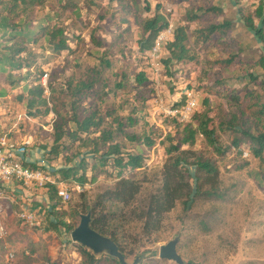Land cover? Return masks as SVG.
I'll return each mask as SVG.
<instances>
[{"label": "rangeland", "instance_id": "obj_1", "mask_svg": "<svg viewBox=\"0 0 264 264\" xmlns=\"http://www.w3.org/2000/svg\"><path fill=\"white\" fill-rule=\"evenodd\" d=\"M124 2L129 4L131 12L110 0H45L26 13L3 12L0 16V124L10 127L12 111L25 108V100L20 96L36 83L41 84L43 74L48 72L49 105L54 104L56 111L34 117V124L27 125L22 134H32L34 139L27 157L50 171L72 194L69 201L59 199L55 205L56 201L48 198V187L21 182L33 198L39 196V202L36 199L35 205L29 202L27 209L36 211L43 225L33 228L24 225L18 214L26 207L21 200L11 202L10 208L2 212L7 236L0 240V264L7 250H14L18 260L25 264L32 261L84 264L71 232L65 228L58 232L47 226L48 211L54 205L57 213L51 218L72 226L78 225L81 214L89 211L92 218L108 212L116 215L108 228L117 233L129 263L138 257L139 264H178L159 255L161 245L178 237L177 250L185 262L264 264V156L260 159L250 152L244 156L246 146L234 147L229 132L219 128L221 120L237 119L254 132L264 129V112L261 113L264 72L256 65L259 56L264 55V42L239 19L240 7L253 14L259 0ZM158 4L170 23L187 25L190 34L224 19L235 21L236 28L224 42L198 46V58L175 65L176 76H171L158 62L163 53L156 59V66L154 58L149 61L138 52L142 34L138 20L153 13ZM147 6L151 9L148 12ZM211 6L222 8V14L210 12L200 19L186 20L187 10ZM21 38L25 41L17 44ZM21 45L26 46V51L10 52L11 46ZM61 45L65 47L58 49ZM231 56L235 57L234 62L225 65L222 61ZM139 72L147 77L142 85L135 81ZM91 80L95 81L96 91L89 96L73 99L68 93L69 86ZM120 82L124 87H117ZM200 83L204 87H199ZM234 94L239 96V102ZM189 95L198 102L196 112L203 110L204 97H208L217 144L224 152H217L203 136H197L193 146L182 145L181 150H193L215 162L219 169V191L225 198L197 197L188 210L179 201L165 213L158 228L148 232L137 210L160 188L164 165L177 153L171 150L172 146L182 138L183 125L167 112L178 101L183 100L184 105ZM74 100L79 115L95 112L103 118V128L113 129L114 142L127 151L146 156L142 169L125 172L127 177H134L142 184L141 192L130 206L108 201L105 208L94 207L99 194L113 187L120 178L112 166L107 167L114 172L112 176L94 175L80 191L76 189L80 183L77 179L55 176L53 171L68 163L67 157L72 151H52L56 143L55 129L50 127V122L56 119L64 124L66 135L61 142L64 146L70 145L68 134L76 128L71 119ZM145 135L154 139L153 146L143 142ZM78 144L79 141L74 142V147ZM84 148L83 152L89 150L88 146ZM192 168L194 173L195 167ZM27 250L31 252L30 257L25 254ZM97 256L101 259L96 264H118L107 259L106 253Z\"/></svg>", "mask_w": 264, "mask_h": 264}, {"label": "trees", "instance_id": "obj_2", "mask_svg": "<svg viewBox=\"0 0 264 264\" xmlns=\"http://www.w3.org/2000/svg\"><path fill=\"white\" fill-rule=\"evenodd\" d=\"M110 1L117 2L119 5L127 9V11H132L129 4L124 2L125 0ZM44 2L45 0H0V16L3 12L16 14L18 11V13H26L28 10L35 8L36 5L44 4ZM160 5L161 4H158L154 8L153 13L138 20L139 26L142 30L141 38L138 40V52L149 61L152 58L153 48L159 34L166 31L170 25V21L165 12L161 10ZM146 10L147 12L150 11V6H147ZM210 12L220 15L222 14L223 9L218 8L217 6H211L208 8L200 7L198 10L189 9L186 12V20L194 21L204 17ZM239 19L259 38V40L264 42V0H259V5H257L253 14L247 13L245 7H240ZM235 28V21L224 19L223 21L210 23L207 26L193 30L190 34L187 25L175 26L172 24L171 36L161 44L159 54L161 56L163 53L164 57L159 58L158 62L161 64L162 68L165 67L167 74L176 76V70L174 69L175 65L196 60L198 58V46L202 48L218 42H224L226 41L225 38L228 33ZM23 41H25V39L21 38L17 44H21ZM64 47V45H61L58 49ZM9 50L10 52L14 50L15 54H20L23 51H26V46L21 45L18 48H13L11 46ZM234 59L235 57L231 56L222 62L225 63V65H230L234 62ZM256 65H258L264 72V55L259 56L256 60ZM122 76H124V74ZM251 78L256 79L255 74H251ZM135 81L139 85L144 84L147 81L145 73L139 72L135 76ZM203 85V83H200L199 87H202ZM69 87L71 90L68 93L73 99L89 96L96 91L94 80L84 81L75 86ZM117 87H124V83L120 82L117 84ZM44 93V87L38 82L31 86L24 96H20V98H24L23 100H25V108L23 109L31 116L37 118V116H46L50 112H53L54 110L56 111V106L54 104L49 105V98H47ZM189 96L184 105L182 104L183 100H181L173 104L171 107H178L180 109L185 108L189 100L193 99V97ZM234 97L236 98V101H240L237 94H234ZM197 105L187 121H182L179 117L172 116L178 121V123L183 125L182 138L179 140L178 144L173 145L171 149L172 151L175 150L177 153L171 156L164 165L160 188L155 193L150 194L145 206L140 209L138 208L139 210H137L139 211V217L144 220V228L148 232H151L154 229L156 230L162 223L165 213L171 211L179 201L183 203L185 210H188L197 197L204 199L225 198L224 194L219 191V169L215 162L193 150H181L182 145L193 146L196 143L197 136H203L207 143L213 146L217 152H224V150L218 147L217 144L216 129L212 126L213 118L210 115L211 107L208 97H204L202 111L196 112ZM71 106L73 111L71 119L75 122L76 128L68 134V138L71 141L70 145L64 146L61 142L66 135L63 128L64 124L56 119L53 122L56 144L55 147L52 148V151L55 153H59L64 149L72 151L71 155L67 157L68 163L53 171L55 176H61L64 179H77V181L84 184L91 180V177L99 173L112 176V173L114 172L107 170V167L112 166L114 169L118 170L120 178L115 182L113 187L99 194L98 199L94 203V207L105 208V204L108 201L123 205V207L130 206L141 192L142 184L134 177H127L125 172L142 169L145 164L146 156L142 153L127 151L123 149L119 143L114 142L113 129L103 128L104 120L97 116L95 112H88L81 116L77 112L75 100L72 102ZM262 112H264V104L261 108V113ZM112 114H114V112ZM119 125L122 127L121 123ZM26 126L27 125H22L19 132H14L10 131L9 125L3 126L0 124V136L8 134L10 137L19 141L23 135L22 131L26 129ZM219 128H223L229 132L231 145L238 149L246 146L248 152L253 154V156L263 159V128L254 132L250 126L242 124L237 119L228 121L221 120ZM93 134L96 136L93 137ZM142 140L148 146H153L155 144L154 139L146 135L143 136ZM76 141H79V144L74 147V142ZM31 146H33V143L29 145V147ZM87 146L89 150L83 152L85 149L84 147ZM59 148H61V150ZM31 165L43 169V166L37 162L31 163ZM193 166L195 167L194 173L192 172ZM89 171L91 172L90 176L88 174ZM191 177L194 182L191 180ZM47 192L48 198L51 201H56V205L61 198L57 195L55 187L49 184ZM55 205L51 206L48 211L46 218L47 226L49 229L58 232H61L63 230L62 228L72 232V230L78 225L72 226L63 220L59 219L55 221L51 218V216L57 213ZM108 213L92 218L91 225L100 233L111 237L125 255L123 247L117 238V233L115 231H110L108 228L110 223L116 218V215H110ZM73 243L77 244L80 248L84 264H96L101 259L94 255L88 248L76 242ZM105 257L121 264L117 258L112 256Z\"/></svg>", "mask_w": 264, "mask_h": 264}, {"label": "built area", "instance_id": "obj_3", "mask_svg": "<svg viewBox=\"0 0 264 264\" xmlns=\"http://www.w3.org/2000/svg\"><path fill=\"white\" fill-rule=\"evenodd\" d=\"M172 23H170L169 28L161 32L157 38L156 44L153 48L152 59L154 58L155 64L156 59L159 56L161 50V44L169 39L171 36ZM48 77L49 73L45 72L41 78V85L45 89L47 98H49V88H48ZM48 89V90H47ZM197 105L196 99H190L185 108L171 107L167 112L169 115L177 116L182 121L189 120V117ZM53 113V112H52ZM53 117V115H52ZM36 118L31 116L26 110L12 111V121L10 124V131L19 132L22 125H32L34 124ZM54 119L50 122V127L53 128ZM34 139L32 134H23L21 140L16 141L13 137L8 134H3L0 136V240L6 238L7 227L5 220L2 216V212L6 208L5 200L9 197L5 194L4 187L7 183L18 180L28 186H38L39 188H46L48 185H53L57 195L65 202L69 201L72 194L69 188L65 187L62 182H58V179L52 175L48 170L34 167L33 165L27 163V155L29 154V145L33 143ZM248 150L244 151V156H248ZM83 184L77 183L76 189L81 190ZM13 203V200L11 198ZM19 218L24 225L33 228L37 226H42L43 220L34 210L22 208L18 214ZM27 256H31L29 250L25 251ZM2 264H25L18 260L16 252L14 250H7L5 259ZM30 264H52L50 261H32Z\"/></svg>", "mask_w": 264, "mask_h": 264}, {"label": "water", "instance_id": "obj_4", "mask_svg": "<svg viewBox=\"0 0 264 264\" xmlns=\"http://www.w3.org/2000/svg\"><path fill=\"white\" fill-rule=\"evenodd\" d=\"M91 212L81 214V220L77 227L71 232V239L88 248L94 255L106 253L109 256L117 258L121 264H139L140 259L137 257L133 263H129L119 249L118 244L109 236H106L91 225ZM179 238L175 237L166 244L161 245L159 255L163 259L175 261L178 264H192L185 262L183 257L178 253L177 244Z\"/></svg>", "mask_w": 264, "mask_h": 264}, {"label": "crops", "instance_id": "obj_5", "mask_svg": "<svg viewBox=\"0 0 264 264\" xmlns=\"http://www.w3.org/2000/svg\"><path fill=\"white\" fill-rule=\"evenodd\" d=\"M4 126V125H3ZM27 160L28 161H31L32 163L34 162L33 160H31L30 158L27 157ZM4 190H5V194L9 197L7 200H5V206L6 208L4 209L5 211L8 210L11 206V198L13 200V203L14 202H19V200H21V203H23V207H30L29 204L32 203L34 204V201H38L37 199H39V196H31L28 192V190L26 188H24L22 186V183L21 181H18V180H14V181H11L9 183H7L4 187ZM18 193H21V196H18L17 194ZM33 201V202H32ZM30 202V203H29ZM35 205V204H34ZM33 205V206H34Z\"/></svg>", "mask_w": 264, "mask_h": 264}]
</instances>
